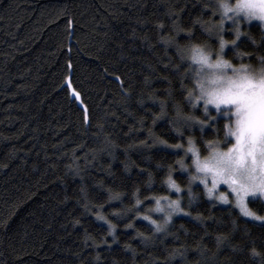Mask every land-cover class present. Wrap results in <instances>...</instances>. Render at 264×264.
I'll list each match as a JSON object with an SVG mask.
<instances>
[{"label": "trees", "instance_id": "obj_1", "mask_svg": "<svg viewBox=\"0 0 264 264\" xmlns=\"http://www.w3.org/2000/svg\"><path fill=\"white\" fill-rule=\"evenodd\" d=\"M216 3L0 0V264L264 262V221L189 187L188 141L201 158L231 145L228 119L187 98L188 49L219 51ZM243 33L247 55L224 57L260 70L264 27ZM163 198L181 211L156 232Z\"/></svg>", "mask_w": 264, "mask_h": 264}, {"label": "snow or ice", "instance_id": "obj_2", "mask_svg": "<svg viewBox=\"0 0 264 264\" xmlns=\"http://www.w3.org/2000/svg\"><path fill=\"white\" fill-rule=\"evenodd\" d=\"M214 9L211 14L219 13L220 19L217 32L219 51L213 56L206 46L193 45L188 49L187 58L191 61L189 67L191 79L195 81V92L189 90L187 98L193 109L202 103L206 117L209 116V106H211L219 116L228 119L229 124L225 126L227 128L226 138H231L228 140L231 147H227L226 144L227 151L213 152L211 157L201 161L199 152L189 140L187 153L192 154L197 173L203 174L204 177L211 176L212 187L210 188H208L206 178L200 180L207 188L209 197L213 195L219 184H225L234 194L235 207L241 216L264 221V216L257 215L248 206L249 197L253 200L257 196L264 198V57L259 58L262 65L259 71L243 64L239 68L234 67L231 62L223 58L229 41L225 40L222 35L224 23L231 21L235 35V39L230 42L233 51L241 58L247 55L238 51L237 41L245 35L240 31V22L251 25L253 21H257L260 26L264 27V0H217ZM181 30L177 26V33ZM205 31L211 34L212 28H205ZM188 38L193 39L194 37L188 33ZM248 39L252 37L249 36ZM252 43L255 44L254 39ZM72 95L77 100L80 98L79 93L74 90ZM161 107L163 108L164 105L161 104ZM177 115H179V109H177ZM210 119H215V117H210ZM233 139L234 143H232ZM175 147L182 146L176 145ZM192 179L196 180L197 177L193 176ZM168 183L176 192L180 191L171 177ZM117 198L113 197V199ZM163 199L167 201V198ZM218 199L222 203H229L228 197L223 193ZM155 202L157 205L155 211L164 213L165 220L164 225L157 224L155 220L151 223L155 225L156 232H162L171 221L172 215L179 213L181 209L178 201H167V211L160 206V200ZM98 219H103V217H98ZM144 219L148 220L149 217H144ZM109 227L111 229L114 226ZM219 243L223 241L218 238ZM256 255L258 253L253 250V256Z\"/></svg>", "mask_w": 264, "mask_h": 264}, {"label": "rangeland", "instance_id": "obj_3", "mask_svg": "<svg viewBox=\"0 0 264 264\" xmlns=\"http://www.w3.org/2000/svg\"><path fill=\"white\" fill-rule=\"evenodd\" d=\"M252 23H259V22H257V21H253ZM245 25H247V24H245L243 21L240 22V31H241L242 33H243V28H244ZM247 26H248V25H247ZM230 34L233 35V39H232V40H234V39H235V35H234V31H233V29H232V22H231V21H226V22L224 23V31H223L222 35H223V38H224L225 40L229 41V44L226 46V48H225V52H226L229 48L232 47V45H231V43H230L232 40H230V39L228 38V36H229ZM242 38H243V35L241 36L240 39H242ZM237 43H238V41H237ZM225 52H224V53H225ZM223 58L226 59L224 56H223ZM226 60H227V59H226ZM233 60H239V61H240V57L235 56V58H234ZM228 61L231 62V64H232L234 67H236V68H239L242 64H243V65H246V64H244V63L236 64V62H234V61H232V60H228ZM255 71H259V69H255ZM229 74H231V73H229ZM68 83H70V79H68ZM209 110H214V109H212V107L209 106ZM214 111H215V110H214ZM233 143H234V140H233ZM228 147H231V145L228 146ZM216 151H217V150H216ZM216 151H213V152H216ZM218 151H227V148L224 149V150H218ZM213 152L210 153V155H209L207 158L211 157L212 154H213ZM200 159H201V161H203V160H205L206 158H201V157H200ZM192 160H193V157H192ZM192 167H193V170H194V169H195V165H194L193 163H192ZM190 175H191V176H190V180H191V182H190V184H189V187H191L193 184H197V182H199L201 179H205V178L208 180V188L212 187V184H211V176L204 177L203 174H201V173H197L195 170L193 171V174H190ZM193 176H196L197 179H196V180H193V179H192ZM202 184H203V183H202ZM205 188H206V187H205ZM188 190H189V189H188ZM206 190H207V189H206ZM182 193H183V190H182ZM221 193H223L224 195H226V196L228 197V199H229V203H227L228 205L230 204V205L235 206V198H234V194L231 193V189H230L227 185H225V184H219V185L217 186V188L214 190L213 195L210 197L211 200H215V201H217V202H219V203H222V202L218 199V197H219V195H220ZM207 194H208V191H207ZM208 196H209V195H208ZM257 198H262V197L257 196L256 199H257ZM248 199H249V201H250V200H253L251 197H249ZM167 201H177V200H175V199H171V200H170V199H167ZM167 201H166L165 199H163V200L160 201V206L163 207V208L165 209V211H167ZM222 204H225V203H222ZM225 205H226V204H225ZM248 206H249V205H248ZM154 212H155V211H154ZM155 214H156V215H161V214H164V213L155 212ZM248 218H249V217H248Z\"/></svg>", "mask_w": 264, "mask_h": 264}]
</instances>
